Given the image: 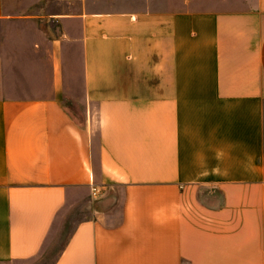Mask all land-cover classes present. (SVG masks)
<instances>
[{"label": "crops", "instance_id": "crops-1", "mask_svg": "<svg viewBox=\"0 0 264 264\" xmlns=\"http://www.w3.org/2000/svg\"><path fill=\"white\" fill-rule=\"evenodd\" d=\"M61 3L0 82V264L93 189L54 264H264V0Z\"/></svg>", "mask_w": 264, "mask_h": 264}, {"label": "rangeland", "instance_id": "rangeland-1", "mask_svg": "<svg viewBox=\"0 0 264 264\" xmlns=\"http://www.w3.org/2000/svg\"><path fill=\"white\" fill-rule=\"evenodd\" d=\"M63 0H5L7 11L14 17L0 21V82L10 83L11 87L28 89V70L25 59L38 57L31 53L29 48V28H47L46 19H40V13L60 11L63 9ZM43 11V12H42ZM68 57L71 60L70 69L74 77L72 90L81 91L79 80L81 75L79 47H74ZM32 74V73H30ZM18 78L17 84L10 81ZM101 199L95 197L94 193L77 190L72 200L61 212L53 231L47 240L41 254L32 261L20 262L18 264H54L55 259L64 247L78 221L90 216L93 211L100 209Z\"/></svg>", "mask_w": 264, "mask_h": 264}, {"label": "built area", "instance_id": "built-area-1", "mask_svg": "<svg viewBox=\"0 0 264 264\" xmlns=\"http://www.w3.org/2000/svg\"><path fill=\"white\" fill-rule=\"evenodd\" d=\"M94 194H98V191L96 189H93Z\"/></svg>", "mask_w": 264, "mask_h": 264}]
</instances>
